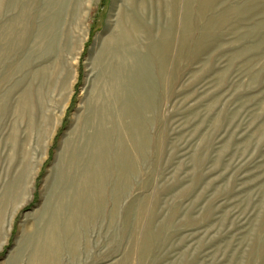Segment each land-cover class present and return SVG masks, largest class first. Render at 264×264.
<instances>
[{"label":"rangeland","instance_id":"obj_1","mask_svg":"<svg viewBox=\"0 0 264 264\" xmlns=\"http://www.w3.org/2000/svg\"><path fill=\"white\" fill-rule=\"evenodd\" d=\"M57 1L49 11L47 0H0V264L48 250L58 264H264V0H136L158 36L132 104L121 103L144 122L130 146L118 130L133 115L118 122L120 106L104 127L90 119L103 41L135 0ZM94 127L115 134L109 177L118 157L133 158L130 173L103 179L97 216L65 242V226L48 222L71 188L64 156Z\"/></svg>","mask_w":264,"mask_h":264},{"label":"bare ground","instance_id":"obj_2","mask_svg":"<svg viewBox=\"0 0 264 264\" xmlns=\"http://www.w3.org/2000/svg\"><path fill=\"white\" fill-rule=\"evenodd\" d=\"M47 1L49 4L47 7L49 9V11L51 9L55 8V6L57 5V2H58L57 0H47ZM43 3H45V2L43 1L42 4ZM64 4H66V3H64ZM134 4H135V6L132 5V3H131V12L130 11L126 12V10L120 9V12L117 13V15H116L115 25H114L116 27V30H117L116 34L109 36L108 39H105V41H103V44H102L103 47H102V50L100 51V54H99L100 56H99V58H97V61H96V63H98L99 65H101L100 67H102V73L100 72L101 75H99V76H102L103 78L102 77L98 78V80H97L98 85L96 86V88L92 92L93 93V96H92L93 100L92 101H94L93 103L96 104L95 105L96 107H95V110H92V112H91L92 113L91 114L92 119H90L88 117V119H90L91 121L92 120L96 121L95 125H96V127L99 128V126L101 124H102V126H103V124H105L103 121L104 117L109 115V114H105V116H104V113H106V111L110 112V109H112L115 106H117L118 108H119V106L121 107V109H119L117 112L119 115L118 116L119 118L117 117L119 119L118 122H120L122 120L121 117L122 118L123 117L129 118L130 115H133V117H132L133 119H131V117L129 119L125 118L126 120H129V121L132 120L133 122L132 121L129 123L125 122V124L122 122L121 124H122L123 128H121V130L118 128L119 129L118 131H120V133L118 132L119 137L121 136L120 134H122L121 137H124L123 135H125L124 141H123V139H121V141H123V143H121V144L127 143L129 146H130L129 141L132 142V138H129V137L135 136V135L133 136V134H131V133L132 132H134V134L137 133L136 135L138 137H141V135H143L142 133H143V124H144V122L142 124V121L140 122V119H139L141 114L140 113L138 114L139 111H136V110H139L138 109L139 106H138V108H137V106L136 107L134 106L135 108H133V105H131L132 104L131 94L136 92L135 89H138V90L140 89L141 79L146 74V71H147L148 66H149L147 64V58L151 54H154L153 52H155V48H153L152 43L149 44L147 42H148L149 38L151 37V35H155V39H157V36H158L157 32L156 33L153 32V25L145 23V17H146L145 10L146 9H145V5H144L143 1L140 2L139 6H137V1L135 0ZM42 7H44V6L42 5ZM37 9H38V7H37ZM135 11H137L138 15H136L134 13ZM139 11L141 14L139 13ZM47 14H48V12H47ZM41 17H42V14H41ZM52 19L54 20L53 16L48 17L45 25L42 24L43 27L40 28L41 30H39V31L36 30L37 32L34 36L36 39L35 41H39V43L41 44V46L38 45L39 46L38 49L44 47V45L47 42L46 40H49L48 39L49 35L48 36L45 35V33L43 32V28H45V27L49 28L50 27V20H52ZM143 19H144V21H143ZM40 26H41V24H40ZM33 27H36V25ZM38 28H39V26L37 24V27L35 29H38ZM34 30H32V31H34ZM52 35H53V33H52ZM50 37H53V36L50 35L49 38ZM51 39L52 38H50V40ZM35 45H37V42ZM156 46L158 47V43L156 44ZM34 49L36 50V48H34ZM124 61L127 62L129 67H124L121 65ZM156 66H157L156 60L154 59L153 67L156 69ZM137 80H139L138 84L136 83ZM129 82L131 83L130 85L128 84ZM100 86H103L102 87L103 88L102 95H101V92L100 93L98 92V89L100 88ZM123 100H126L128 102L130 101L131 104L122 105L121 103L122 102L124 103ZM119 103L121 105H119ZM139 105H141V104H139ZM144 108H146V107L144 106ZM114 111L116 112V110H114ZM109 112H107V113H109ZM112 114L114 115V113H112ZM111 117H113V116H111ZM107 119L105 118L106 121H107ZM87 121L89 122V120H87ZM112 121H114V120H111V124L113 125ZM84 123H85V121H84ZM108 123H109V120H108ZM92 124L93 123H90V125H91L90 127H92ZM123 124H124V126H123ZM86 125L88 126L87 122H86L85 126ZM114 127H115V125H114ZM114 127L111 129H114ZM85 128H87V127H85ZM96 130H94V132L96 131V133H94V134H96L95 137L90 136V138H91L90 139L89 136L86 134L85 137L84 136L83 137L89 138L90 140H87V139L85 140L84 138H83V140L80 139L81 144L79 146H75V147H77L76 148L77 150H73V152L70 154L71 156H69V157L64 156V161L67 162V165H68L67 167L69 168L67 173H66L65 179L67 180L68 183H70L71 188L67 189V190L63 189V192L61 191L60 196H59V200L57 198L56 200H58V201L55 202V206H54V214L55 215L52 214L53 216L51 218H49L50 220L48 222H49V227L57 226L59 228V226H61L62 224L65 226L66 229H64L63 231L59 232V230H57V233L59 234L60 239L62 237L64 239L66 238L65 242L71 236H73V239H75L74 237L77 236L78 233L76 231V228H74V227H77V226L79 227V225H81V223H83L90 215H92V214L96 215L99 212L100 205H101L100 203L102 201L101 198L103 197V194L101 197L100 194H98V193L100 191H101L100 193H102V191H103L102 190L104 187L103 181L104 180L108 181L109 180L108 178H110V177L113 178V176H114V178L116 177L117 180L119 181V179L121 177L126 176L130 173V172L129 173L127 172V170L129 168H126V166L130 167L132 165V159L133 158L127 159V157L125 156V158L127 159L126 160V159H121L118 157V159L115 158V159H117V161L115 160L117 162V164H116V168L114 169V172L112 173L113 175L109 177L108 174L111 173L112 170H111V172L108 173V171H107L108 169L107 170L105 169L107 166V165L105 166V164H107V162H108V164L111 163L112 160L110 162V160L107 159L108 156H107V158L105 156H106L107 150L110 151V149H109L111 146L110 144H111V142H113V141H111L110 137L112 135L114 136L115 134L113 132H110V131H108V132L100 131L101 134L99 136V134H97L99 130L98 129H96ZM102 130H103V128H102ZM107 130H110V128ZM115 130H116V127H115ZM104 131H105V128H104ZM84 132H82V133H84ZM86 133H87V131H86ZM130 134L132 136H130ZM76 137H79V136H76ZM120 138H119V140H120ZM112 140H113V138H112ZM119 140H118V143H119ZM136 141H138V140H136ZM115 143H117V142H115ZM75 145H76V143H75ZM116 147H118V146H116ZM123 147H125V146H123ZM123 147H121V148L124 149ZM121 148H119V149H121ZM111 149L113 150V148H111ZM128 151H129V154H131L132 151H130V149H128ZM115 152H116V150H115ZM135 152H138V151H135ZM115 154L117 156V153H115ZM134 154H131L130 156H132ZM66 155H69V154H66ZM107 155H109V154L107 153ZM120 157H122V156H120ZM133 157H136V156L134 155ZM133 163H135V162H133ZM111 165H112V163H111ZM134 166H135V164H134ZM109 167H110V164H109ZM132 170H133V168H132ZM137 171L136 170L134 171V176H136L135 172H137ZM132 174H133V172H132ZM107 175H108V177L106 178ZM104 184H106L105 181H104ZM74 186L75 187L77 186L76 188H78V193L77 192L74 193V194H77L76 195L77 198H75V195H74V198H71L73 196H70L72 193L71 190L73 189L72 187H74ZM113 187H115V184ZM84 188L90 189L91 192H97L96 193V194H98L97 197L95 196V198H93L92 200L91 199L88 200L86 198V200H88V202L84 201L85 197L87 195L86 194L87 192L86 193L83 192ZM116 190H117V188H116ZM113 191H114V189H113ZM119 193H120V190H119ZM83 194H84V197H83ZM113 195H114V193H113ZM89 196L92 198L90 193L88 195V198H89ZM116 196H119V195H116ZM93 200H94V202H93ZM105 202H106V200H105ZM107 204H106V206H108ZM105 208L106 207H104V209ZM49 209H52V207H50ZM106 210H107V208H106ZM99 215H101V214H99ZM86 224H87V222H86ZM85 227H86V225H85ZM54 233H56V232L54 231ZM45 234H48V233L46 232ZM51 234H49V235H51ZM52 235H55V234H52ZM51 237H49V238H51ZM56 238H59L58 235ZM76 239H78V238L76 237ZM75 240H73V241H75ZM49 241L54 243V241L53 240L51 241V239H49ZM49 241H48V239H47V241L45 239L44 242L49 243ZM56 241H55V243H56ZM73 241H71V243L74 244ZM58 243L60 244V242H58ZM49 244H51V243H49ZM67 244H69V242ZM43 246L45 247L46 245L44 244ZM37 249H35V250H37ZM48 249H49V247H48ZM45 250H47V249H45ZM50 251L53 252L52 250H50ZM54 251H55V249H54ZM56 251H57V249H56ZM37 253H38V251H37ZM33 254H35V252ZM56 254L54 256L52 255L53 256L52 257L51 254L49 253V250L47 253H45V252L43 253V251H42L41 254H39V255L35 254L34 255V257L36 256L34 263L35 264H58L57 259L54 258L56 256Z\"/></svg>","mask_w":264,"mask_h":264}]
</instances>
